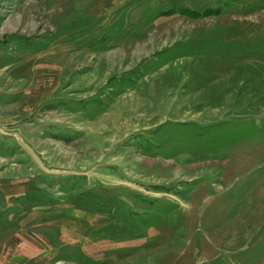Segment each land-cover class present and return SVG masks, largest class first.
I'll use <instances>...</instances> for the list:
<instances>
[{
    "label": "rangeland",
    "instance_id": "rangeland-1",
    "mask_svg": "<svg viewBox=\"0 0 264 264\" xmlns=\"http://www.w3.org/2000/svg\"><path fill=\"white\" fill-rule=\"evenodd\" d=\"M0 264H264V0H0Z\"/></svg>",
    "mask_w": 264,
    "mask_h": 264
},
{
    "label": "trees",
    "instance_id": "trees-1",
    "mask_svg": "<svg viewBox=\"0 0 264 264\" xmlns=\"http://www.w3.org/2000/svg\"><path fill=\"white\" fill-rule=\"evenodd\" d=\"M185 10H188V11H190L189 9H185Z\"/></svg>",
    "mask_w": 264,
    "mask_h": 264
}]
</instances>
